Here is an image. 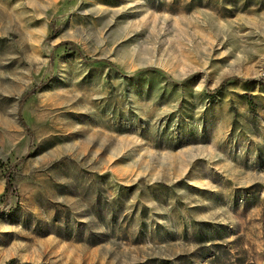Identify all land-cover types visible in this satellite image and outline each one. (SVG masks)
<instances>
[{"label": "rangeland", "instance_id": "rangeland-1", "mask_svg": "<svg viewBox=\"0 0 264 264\" xmlns=\"http://www.w3.org/2000/svg\"><path fill=\"white\" fill-rule=\"evenodd\" d=\"M0 264H264V0H0Z\"/></svg>", "mask_w": 264, "mask_h": 264}, {"label": "trees", "instance_id": "trees-1", "mask_svg": "<svg viewBox=\"0 0 264 264\" xmlns=\"http://www.w3.org/2000/svg\"><path fill=\"white\" fill-rule=\"evenodd\" d=\"M247 103H248L249 107H252L253 106V103H252L251 100H248Z\"/></svg>", "mask_w": 264, "mask_h": 264}]
</instances>
